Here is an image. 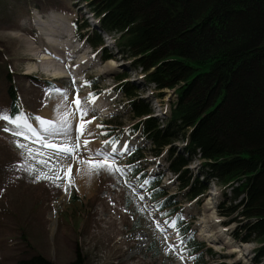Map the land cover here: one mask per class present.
<instances>
[{
  "label": "rangeland",
  "instance_id": "rangeland-1",
  "mask_svg": "<svg viewBox=\"0 0 264 264\" xmlns=\"http://www.w3.org/2000/svg\"><path fill=\"white\" fill-rule=\"evenodd\" d=\"M86 5L81 0H0V110L12 114L14 101L8 93L12 90L18 111L27 115L42 137L57 144L67 140L81 145L75 157H65L55 155L36 138L22 141L45 154L27 160L28 165L39 171L53 174L38 163L48 157H52L49 163H58L65 170L71 167L75 186H68L65 191L46 180L35 181L38 173L18 167L25 163V158L13 143L17 138L4 132L6 124L0 121V262L16 264L23 256L38 253L55 264H71L78 258L85 260V264H253L257 244L233 240L231 234L240 224H231L229 219L219 216L221 189L214 182L209 184V191L200 203L186 201L169 217L150 200L147 185L139 181L141 174H130L131 169L147 170L149 166L151 171L164 170L167 174L166 154L158 159L148 156L146 167L131 165L125 158L128 151L123 148L142 141L138 135L126 132L137 121L129 114L128 101L120 94L115 77L127 73L128 81L137 84L143 73L133 70L130 62L116 55L112 40L105 39L104 47L117 56L111 60L114 68H108L111 61H102L101 50L95 51L81 41L73 29L74 22L88 20L91 30L97 29ZM52 30H57V36ZM50 34L51 46L47 42ZM43 51L49 61L40 60ZM98 78L103 82L97 86L93 81ZM56 88L66 91L67 98L57 93ZM153 89L141 91V99L151 102L153 112L156 110L164 122L171 116L169 104L175 96L173 91L166 90L161 98H156ZM77 95L81 107L87 111L83 120L91 121L83 135L77 132L81 122L74 103ZM64 114H68L67 124L62 119ZM36 117L55 122L59 131L46 132ZM66 126H70L67 134L63 131ZM119 135L115 147L123 154L116 156L115 163L125 174L105 171L89 177L87 164L80 161H88L100 149L110 152L113 145H106L105 141ZM85 140L90 141L86 147ZM189 169L197 173L200 166L195 162ZM84 178L90 186L86 193L77 190ZM162 186L167 195L178 192L173 175L167 174ZM74 193L83 203H70ZM206 202L213 205L215 223L214 218L211 224L206 222L212 213L205 211ZM179 214L183 216L182 224L196 231L197 239L212 250L213 258L205 251L196 257L187 254L184 242L180 244L182 236L177 226L171 227L173 223L176 225ZM161 227L166 231H161ZM218 228L223 229L221 238L205 237L215 236ZM171 245L179 248L173 250ZM234 250L238 253L233 254Z\"/></svg>",
  "mask_w": 264,
  "mask_h": 264
},
{
  "label": "trees",
  "instance_id": "trees-1",
  "mask_svg": "<svg viewBox=\"0 0 264 264\" xmlns=\"http://www.w3.org/2000/svg\"><path fill=\"white\" fill-rule=\"evenodd\" d=\"M81 1L98 22L96 30L88 20L75 22L81 41L101 50L103 62L118 56L143 73L137 84L128 81L127 73L115 77L137 121L126 132L142 141L130 145L125 158L146 167L148 156L166 154V171L174 176L178 192L167 195L164 170L151 171L149 166L131 169L130 174H141L150 200L169 217L186 201L200 203L214 182L221 189L219 216L240 224L231 234L233 240L256 243L253 264H263L264 0ZM103 35L115 40L117 56L104 47ZM102 82L98 78L93 84ZM150 87L156 98L173 91L171 116L164 122L154 117L151 102L141 99L140 92ZM8 93L14 101L12 114H19L15 93ZM120 136L112 139L118 143ZM195 162L200 166L197 173L189 169ZM70 203L83 202L74 193ZM182 217L178 215L176 226L187 254L196 257L205 251L213 258L197 232L182 224ZM16 264L55 263L33 253Z\"/></svg>",
  "mask_w": 264,
  "mask_h": 264
},
{
  "label": "snow or ice",
  "instance_id": "snow-or-ice-1",
  "mask_svg": "<svg viewBox=\"0 0 264 264\" xmlns=\"http://www.w3.org/2000/svg\"><path fill=\"white\" fill-rule=\"evenodd\" d=\"M55 91L57 93H60L63 95L65 98H67V92L64 90H61L59 88H56ZM95 101V97H92V101ZM74 103L76 105L77 110L81 114V122L78 127V133L79 135H83L85 129H86V124L90 123L91 121H84L83 117L87 115V111L84 110L81 107V100L79 96L74 100ZM40 125L44 127V130L46 132H57L59 131L56 126L55 122L50 121V120H45L39 117L35 118ZM62 119L65 121L67 124V119H68V114H64L62 116ZM0 121H4L6 126L3 128L4 132L11 133L12 136L16 137L17 139L13 141L15 146L21 150V155L24 156L25 158V163L18 165L19 168L30 171L32 173H38L35 176V181H40V180H46L51 183H53L56 187H63L65 191L68 190V186H75L74 180L72 179V172H71V167H68L66 170L60 166L58 163L52 164L49 163V161L52 160V157H48L47 159H40L38 163L40 165H43L49 169V172L53 173L52 175H49L46 172L39 171V169L32 167L31 165L27 164V160H35L37 156L43 157L45 154L41 152L39 149H33L29 144L24 143L22 141H27L31 140L33 138L38 139L44 147H47L49 149L53 150V153L57 156L60 154H63L65 157L72 156L75 157L76 153L79 151L81 145L79 142L76 143H71L70 141H65L62 144H57L54 142L49 141L45 137H42L40 133L37 132L36 128L33 126L32 123L29 122V118L27 115L24 113H19V114H8L4 110H0ZM10 125L11 127H9ZM98 127H101L98 125ZM70 130V126H66L63 131L65 134H67ZM90 143V141L85 140L84 141V146L86 147ZM117 141L115 140H110V141H105L106 145H113L111 148V151H105L104 149L97 150L93 156H90L88 158V161L81 160V164H87L88 166V176L91 177L94 174L99 175L102 172H107L109 174H115L117 172L121 174H125V170L118 165H116L115 160L117 155H122L123 152H118L117 148L115 147V144ZM123 151H129L127 147L125 146L123 148ZM89 161H95L94 163H90ZM65 180V184L59 183V181ZM77 190H79L77 188ZM143 197H141L142 199ZM157 227H160L158 224ZM171 227L175 228L176 225L173 223ZM161 231H166L164 228H160ZM180 244H183V238L180 240ZM171 249L175 250L179 248V245H171Z\"/></svg>",
  "mask_w": 264,
  "mask_h": 264
},
{
  "label": "bare ground",
  "instance_id": "bare-ground-1",
  "mask_svg": "<svg viewBox=\"0 0 264 264\" xmlns=\"http://www.w3.org/2000/svg\"><path fill=\"white\" fill-rule=\"evenodd\" d=\"M52 32H54L53 30H52ZM57 33V30L54 32V34H56ZM56 36H57V34H56ZM52 37V35L50 34V35H47V42H48V44H50V46L52 45V41L50 40V38ZM43 53H45L44 51H43ZM42 54V53H41ZM47 53H45V54H43L41 57L42 58H40V60H44V61H49V56H48V54L46 55ZM40 55V54H39ZM36 61H39L38 59H36ZM40 62V61H39ZM38 63V62H37ZM110 67H108V68H114V62H110L109 64H108ZM31 72V71H30ZM101 72H103V71H101ZM27 75H30V74H27ZM54 76V75H53ZM52 76V77H53ZM55 78L57 77V76H54ZM155 109V108H154ZM63 111V110H62ZM154 113V112H153ZM77 118L79 119V116H77ZM45 120H47V119H45ZM62 123V122H61ZM78 132V131H77ZM87 178V177H86ZM86 181V179L84 178L83 179V181L80 183V185L78 186L79 187V190H80V192H83V193H86L87 191L89 192L90 191V186L85 182ZM89 182H90V180H89ZM209 202V201H208ZM208 202H206L205 204H206V206H205V204H204V208H205V211L206 212H210V211H212V213L209 215V220L210 221H206L208 224H211V219H213L214 218V223H215V220L217 219L216 218V214L214 215V217H213V210H214V208L212 207L213 205L212 204H210V203H208ZM212 205V206H211ZM206 222H205V224H206ZM223 232V229L222 228H218V230H217V232L215 233L216 235H218V236H213V235H208V236H205L206 238H213V237H218V238H221L220 236V233H222ZM212 234V233H211ZM200 236H201V234H199ZM212 240V239H211ZM142 245V244H141ZM138 250H140V247L138 248ZM238 251H240L239 249H237ZM237 250H234L232 253L233 254H236V253H238V251ZM232 251V250H231ZM241 252V251H240ZM239 252V253H240Z\"/></svg>",
  "mask_w": 264,
  "mask_h": 264
},
{
  "label": "crops",
  "instance_id": "crops-1",
  "mask_svg": "<svg viewBox=\"0 0 264 264\" xmlns=\"http://www.w3.org/2000/svg\"><path fill=\"white\" fill-rule=\"evenodd\" d=\"M47 120H49V119L47 118Z\"/></svg>",
  "mask_w": 264,
  "mask_h": 264
}]
</instances>
